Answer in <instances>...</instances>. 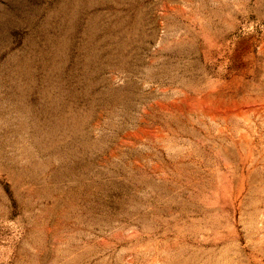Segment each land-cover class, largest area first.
<instances>
[{
    "label": "rangeland",
    "instance_id": "obj_1",
    "mask_svg": "<svg viewBox=\"0 0 264 264\" xmlns=\"http://www.w3.org/2000/svg\"><path fill=\"white\" fill-rule=\"evenodd\" d=\"M0 264H264V0H0Z\"/></svg>",
    "mask_w": 264,
    "mask_h": 264
}]
</instances>
